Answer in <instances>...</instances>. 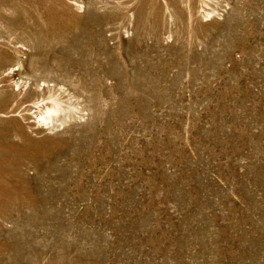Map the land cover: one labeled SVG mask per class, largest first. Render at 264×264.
I'll use <instances>...</instances> for the list:
<instances>
[{
    "label": "rangeland",
    "instance_id": "obj_1",
    "mask_svg": "<svg viewBox=\"0 0 264 264\" xmlns=\"http://www.w3.org/2000/svg\"><path fill=\"white\" fill-rule=\"evenodd\" d=\"M0 264H264V0H0Z\"/></svg>",
    "mask_w": 264,
    "mask_h": 264
},
{
    "label": "bare ground",
    "instance_id": "obj_2",
    "mask_svg": "<svg viewBox=\"0 0 264 264\" xmlns=\"http://www.w3.org/2000/svg\"><path fill=\"white\" fill-rule=\"evenodd\" d=\"M49 107H51V105H50ZM49 107H48V108H49ZM58 107H59V106H58ZM43 108H44V107H43ZM56 108H57V106H56ZM41 111H42V110H41ZM45 111H46V110H45ZM49 113H50V112H49ZM50 115H51V114H50ZM52 115L54 116V113H53ZM40 116H41V115H40ZM44 116H45V115H44ZM46 116H47V115H46ZM46 116H45V117H46ZM40 119H41V118H40ZM47 122H48V121H47ZM1 151H2V150H1ZM3 162H4V161H3ZM18 162H19V161H18Z\"/></svg>",
    "mask_w": 264,
    "mask_h": 264
}]
</instances>
